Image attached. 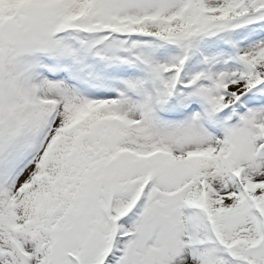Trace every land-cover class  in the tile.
I'll list each match as a JSON object with an SVG mask.
<instances>
[{
    "label": "snow or ice",
    "instance_id": "1",
    "mask_svg": "<svg viewBox=\"0 0 264 264\" xmlns=\"http://www.w3.org/2000/svg\"><path fill=\"white\" fill-rule=\"evenodd\" d=\"M0 264H264V0H0Z\"/></svg>",
    "mask_w": 264,
    "mask_h": 264
}]
</instances>
